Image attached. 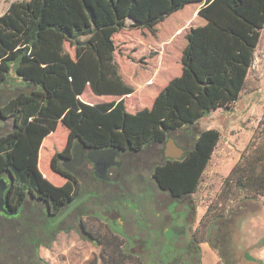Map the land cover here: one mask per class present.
Instances as JSON below:
<instances>
[{"label":"trees","instance_id":"obj_1","mask_svg":"<svg viewBox=\"0 0 264 264\" xmlns=\"http://www.w3.org/2000/svg\"><path fill=\"white\" fill-rule=\"evenodd\" d=\"M202 3L198 15L204 26L192 27L185 35L182 50V73L166 84L152 108L132 115L123 99L86 104L79 97L87 85L96 95L125 96L133 89L124 84L114 59V34L126 28L148 30L154 35L156 26L185 5ZM264 28V0H22L10 4L0 15V92L9 82L10 73L29 92H18L7 100L0 98V116L12 128L0 135V174L10 176L7 198L14 211L27 197L46 203L54 215L82 198L81 177L67 171L62 161L72 158V150L80 142L86 150L115 148L133 160L144 149L159 147L179 130L194 126L212 111L228 110L238 102L246 86L261 32ZM68 43L74 59L62 49ZM57 44L55 51L48 48ZM56 53V54H55ZM47 63L44 68L42 64ZM48 114L66 110L69 127L66 146L54 154L50 169L67 181L71 189L57 197L48 194L32 167H15L12 150L28 135L30 119L43 106ZM51 113V114H50ZM2 131V130H1ZM0 131V133H1ZM220 133L216 129L198 132L193 148L179 160H167L154 166L152 179L156 187L172 198L193 194L216 150ZM260 164V165H258ZM125 170L113 173L110 190L122 192ZM93 179V172L91 173ZM99 181V180H97ZM105 182V181H104ZM40 185V184H39ZM225 196L235 202L254 201L264 197V151L256 148L242 154L222 185ZM49 190V189H48ZM65 191L61 188L60 191ZM55 192V193H56ZM224 215L212 218L205 240ZM100 246L114 247L120 257L141 260L124 251V240L107 232L98 239ZM197 250V251H198Z\"/></svg>","mask_w":264,"mask_h":264},{"label":"rangeland","instance_id":"obj_2","mask_svg":"<svg viewBox=\"0 0 264 264\" xmlns=\"http://www.w3.org/2000/svg\"><path fill=\"white\" fill-rule=\"evenodd\" d=\"M15 1L22 0H0V15L4 14L10 4ZM165 23L160 27V30L164 32ZM160 30L158 29V31ZM183 34H178L173 40L172 37L170 39L173 46L170 50L173 64L172 77L179 75L183 67L181 63V52L184 49ZM113 39L116 44V62L119 64L133 62L135 64L120 69V74L125 83L133 86H136L134 78L139 80L143 76L150 77V74L154 73L153 70L158 66L160 57L163 52H166V48L164 50L162 39L158 37V34L153 38L148 30L126 28L119 34H115ZM56 46L57 44L50 46L48 49L54 52ZM62 49L74 56V50L68 43H65V47ZM42 63L41 61L40 64ZM169 74L171 73L167 70L162 73L167 77L170 76ZM8 82L0 92V98L3 100H7L15 94L17 95L18 90L21 92L30 91L31 87L26 88L24 83L17 84L15 82L13 73H10ZM157 85L160 86V84ZM136 92L138 93L139 106H149L145 101H140L145 94V88L137 89ZM87 95H90L89 90H86V95L82 96V99L86 100ZM105 98H101V102L109 101ZM93 100L99 102L98 99ZM127 103L129 105V102ZM50 116L54 117L56 122L55 124L53 122V125L50 121L47 124L44 122L38 126L31 124L27 142L32 143L35 136L45 138L42 141L40 155H35L31 159L30 147H25L23 154L25 160L22 159L20 164L23 165L30 159L31 162L29 161L25 166L30 167L31 165L37 174L40 184H36L37 189L40 186L47 187L45 190L52 195L51 190L54 191L53 188L64 185L66 181L63 177L51 171L49 163H51L54 154L60 152L66 146L70 129L65 124V117L62 122L63 116L60 113L53 116L51 114ZM11 128L12 124L8 121L0 135L9 132ZM209 129H216L221 135L209 165L203 173L201 183L197 190L191 194V200L189 199L194 208V218L190 228L195 230L196 240H205L212 218L220 213L224 217L212 229L207 242L209 246L207 251L200 248L198 250L195 245H190L192 262L193 264H264V197L254 201L235 202L236 189H232L230 198L225 196L222 187L225 178L230 170L236 166L242 154H250L256 148L264 151V28L261 32L257 50L254 53L252 67L247 74L246 86H244L240 101L234 105L232 104L228 110L213 111L198 121L196 125L189 129H181L173 134L172 138H175L180 146L188 149L194 144L198 132ZM186 134L190 135L188 142L182 140ZM159 149L155 146L150 153H147V151L143 153L147 160L144 162L142 171H138V176L142 180L136 185V190L132 189L130 191V195H132L130 199L126 197L128 183H124L123 192L126 193L121 202L125 203L126 201L127 203L121 208L115 206L114 199H107L109 198V191H111L109 184H107L109 180L104 182L93 179L90 167L86 169L88 170L86 172L87 178L82 179L83 170L79 167L82 193H94V198L88 199L83 205L89 206L95 203L98 213L109 210L112 216L107 217L106 220H115L122 227L123 234L129 237L140 233L145 245L141 246L140 242L136 241L134 249L128 252L134 255L140 254L147 264H182L183 256L180 255V245H178V249L173 250L172 254L167 252L169 249L165 245H162L160 250L159 247L155 248L151 238L154 233L161 231L162 228L157 229L156 224H153L152 227L145 222L159 213L156 206L150 202V199H147L150 190L154 191L160 198L165 199L166 202L170 200L168 194L158 190L152 179L154 166L164 161L159 155H156V151L159 152ZM28 154H30L29 157ZM144 157L140 158V161H143ZM12 160L15 167L21 169L18 166L19 164L17 165L20 161L16 162L14 157H12ZM0 161L4 162L3 158H0ZM126 161L129 162V160ZM61 188L62 186L58 192L54 191L55 196L61 197L62 194H66V191H60ZM141 193L143 195H140ZM158 201L161 202L160 204H164L161 199L155 202ZM128 202L130 205H127ZM80 211L79 206L71 214L69 213L70 216L63 222L52 227L44 221L45 206L27 197L21 216L18 219H4L0 216V264L137 263L133 258L118 256L111 245L112 243L108 247L103 245L97 247L92 240L87 239L82 234L79 223L75 221V217L79 216ZM86 224L91 230L97 231L98 226L95 222L88 223L86 221ZM144 226L151 227V229L143 228ZM115 230L119 231L120 229ZM99 238L97 233L93 234L92 239L98 240ZM188 240L189 236L187 235L186 238L179 241L186 242ZM166 252L167 255L164 254ZM160 254L164 256L163 259L159 257Z\"/></svg>","mask_w":264,"mask_h":264},{"label":"flooded vegetation","instance_id":"obj_3","mask_svg":"<svg viewBox=\"0 0 264 264\" xmlns=\"http://www.w3.org/2000/svg\"><path fill=\"white\" fill-rule=\"evenodd\" d=\"M173 137V134H172ZM175 143L179 146L177 140L174 138ZM181 147V146H180ZM63 149V148H62ZM148 147L146 149H144L143 153H150L148 151ZM185 150V149H184ZM88 152V151H87ZM87 152L84 153L83 157H82V164H79V166L75 167L73 169V171H76L78 174L79 173V167L82 168V179L83 178H87V167L91 168V171L93 172V163H91L88 159H87ZM163 152V150H162ZM162 152L156 154L159 155L162 159H163V155ZM139 156H137L134 160L127 159L126 154L123 153H119V155L116 157V161L120 162L121 165L120 167H111L108 169V177H109V181L113 180V173L114 175L116 174V171L121 169V170H125L123 175H121L120 179L125 178V182L124 183H128L127 184V193L126 194L128 197V199H130L132 197V195H130V191L132 189L136 190V185H138V183L141 182L142 179H140V177L138 176V171H142L143 166H144V162L145 160H147V157H144V154H139ZM144 157L142 160L140 161L142 158ZM126 160H129V162H127ZM136 160V161H135ZM132 161V162H131ZM135 161V162H133ZM81 176V175H80ZM4 178L5 181L7 182V184H9V186H11V182H10V176L8 174H0V179ZM160 190V189H158ZM161 192H164L162 190H160ZM125 193L126 192H114L113 190L109 191V198H107L108 200L114 199L115 201V206H118L119 208L123 207L124 205H126V201L125 203L121 202L122 199L125 198ZM165 193V192H164ZM167 194V193H166ZM88 195L87 198H85V200L79 204L77 207H75L70 214L75 211V209L79 208L80 206V214L79 216L75 217V221L79 223V227L82 230V234H84L86 236L87 239L92 240V242L95 243V246L100 247L99 241L92 239L93 234L97 233V235L99 237H106L107 232L109 231H115V233L119 234L122 239L124 240V251L128 254H132L130 251L131 249H134L135 246V242L139 241L141 246L145 245V242L142 241L141 239V234L137 233V234H133L132 236H127L125 234H123V230L121 229L122 227H120V225L113 219L111 220H106L107 217L112 216L111 213L108 211H101L98 213V210L96 209L97 207H95V203H93L92 205H83L86 203V201L90 198H94V193L93 192H86L85 194H83V196ZM140 195H143L142 193ZM82 196V197H83ZM124 196V197H123ZM190 196L191 195H187L185 197L182 198H172L170 197V200L166 202L165 199L160 198L157 194L154 193V191H149V195L147 199H150V202H152L155 206H156V210L159 212L156 214L155 217H151V219H145L146 224H150L152 227L154 226L153 224H156V228L161 229V231H157L156 233H154L153 237L151 238L152 242H153V246L155 248L160 247L162 245H165L168 247V253H173V250L178 249V245H180L181 247V251H180V255L183 256V261L181 262L182 264H193L192 262V256H191V250H190V245L194 246L195 244L193 243L194 241V234H195V230L190 228L192 219L194 218V208L193 206L190 204ZM161 199V201L164 204H160L161 202H155L156 200ZM190 199V200H189ZM37 201V200H36ZM25 202L26 200H24L23 204L21 205V207H19L17 210H12L13 215H3L2 213H0V216H2L4 219H11L15 220L18 219L21 216V213L23 211V207L25 206ZM38 203H42L45 206V213L44 214V221L47 222L48 224L53 226H57L60 222H63L67 217L70 216V214H68L65 218H61L60 220H58L59 216L61 215H54L52 213V211L49 209V207L46 205V203L43 202H39ZM74 203V202H73ZM72 203V204H73ZM71 204V205H72ZM8 205L9 204V200H8ZM69 205L68 207L65 208V211L71 206ZM127 205H130V203L128 202ZM111 210V209H110ZM113 211V210H112ZM104 212H106L104 214ZM65 213V212H64ZM63 213V214H64ZM114 213V211H113ZM86 221L88 223L91 222H95L96 225L98 226L97 231L96 230H91L90 228L87 227ZM174 226H178L179 228H185L186 229V234H182V230H179L180 234H175L171 231V228ZM147 227V229H151V227L148 226H144L143 228ZM142 228V229H143ZM115 229H120L119 231L115 230ZM144 230V229H143ZM142 233V232H141ZM187 235L189 236V240L186 242H180L179 240L184 239L187 237ZM158 250V252H159ZM162 251V250H161ZM167 252L164 253L165 255H167ZM134 255V254H132ZM135 257L139 258L141 260L142 264H147V262H145V260L142 258V256L140 254L138 255H134ZM160 258L162 257V259L164 258V256L162 254H160L159 256Z\"/></svg>","mask_w":264,"mask_h":264},{"label":"crops","instance_id":"obj_4","mask_svg":"<svg viewBox=\"0 0 264 264\" xmlns=\"http://www.w3.org/2000/svg\"><path fill=\"white\" fill-rule=\"evenodd\" d=\"M201 6H202V3H192V4H189L187 6L185 5L181 10L175 12L170 17L169 16L166 17L161 23H159L156 26V28H155L156 33H154V35H152V33H151V35L153 36V38H155V35L158 34V37H160V39H162L163 48H164V50L166 48V50H165L166 52H163L162 56L159 59L158 66L153 70L154 73L152 75L150 74V77H148V76L144 77L143 76L139 80L134 78V81H135L134 83L136 84V86L129 85V84L125 83V81L123 80V78H122V76L120 74V69H121V67H124V66H127V65L130 66L131 64L133 65L134 63L131 62L130 64H127V63H123V64L120 63L119 64V63L116 62L117 63V68H118V74L121 77V79L124 81L123 83L128 85V86H130L133 89V92L131 94H128V95H125V96H121V97L108 96V95L100 96V95L94 94L91 91L89 85H87V87L85 89V92H84V94H82V96L84 97L86 95V90L90 91V95H87L86 100H83L82 96H81V97H79L80 100L83 101V103H86V104H96L94 102L106 103V102H101V100H100L101 98H104V97H106L105 99H109L108 102H111V101H116L117 102V101L123 99L127 112L131 113L132 115L136 114L138 111H140L142 109H145V108H148L150 110L152 108L153 104H154V101L156 100V98L158 97L160 92L163 90V88L166 86V84L170 83L174 78L180 76L181 73H182V68H181L180 74L175 76V77H172L173 76L172 75L173 74V71H172L173 64L171 62V57H170V52H171L170 50L173 47L172 46V40L178 34L180 35V34L184 33L183 35H184V48H185L186 44H187V41L185 39V35L188 33L189 29L192 28V27L204 26L205 25V21L198 15V11L201 8ZM165 22H167V23H165ZM164 23L166 24V25H164V26H166L165 32L160 30L161 25L164 24ZM158 29L160 31H158ZM171 37H172V40H170ZM64 47H65V43L63 44L62 48H64ZM64 51L67 52L65 49H64ZM67 54L70 55L68 52H67ZM166 55H168V56H166ZM70 57L72 59H74V56L70 55ZM181 57H182V52H181ZM114 59H115V52H114ZM115 61H116V59H115ZM46 64L47 63H42V65H41L42 68H44ZM165 70H167L168 72L170 71V73H171V74H169L170 76L167 77L166 75H162L163 71H165ZM141 80H142V82H140ZM15 82L17 84L18 83L21 84L20 80L15 79ZM157 84H160V86L157 85ZM143 87L145 88V94L143 95V99H140V101H145L147 103V105H149L147 107L139 106V102L137 101L138 93L136 92V90L140 89V88H143ZM26 88H29V87L26 86ZM18 92H20V91L18 90ZM128 98H129V100H127ZM93 99H98L99 102L98 101H94ZM92 100H93V102H92ZM239 101H240V99L238 100V102ZM127 102H129V105H128ZM49 107H51V106H49V105L43 106L41 112L35 118H33V119L31 118L30 119L28 135L25 138H23L17 144V146H15V148H13L11 154H12V157H14L16 162L20 161L19 163H17V165L19 164L18 165L19 167H26L25 164L28 163L29 161L31 162L30 159L29 160L26 159V160H28V161H26V163H24L23 165L20 164L22 159L25 160L24 155H23L25 147H30L31 159L35 155H40L39 153H40L42 141L45 138L43 139V138H40V136H35L33 141H32V143L31 142H27V140L29 138V134H30V129H31V124L32 123L37 125V126L40 125V124H43L44 122H46V124H47L49 121L52 123V125H53V122H54V124L56 123L54 121V117H51L48 114L49 113L48 112ZM55 112L57 114L60 113L63 116L62 117V122H63V118L67 114L66 110H62V111L58 110V111H55ZM189 138H190V135L186 134L185 137L182 138V140L188 142ZM179 147H180V144H179ZM44 148H46V147L44 146ZM181 148H182V150L185 149L184 150V153H185V151L191 150L193 148V145L191 146V148H188V149L185 148V147H182V146H181ZM29 156H30V154H28V157ZM61 186H62L63 189H65V191H69L71 189V186H70V184L67 181L65 182L64 185L63 184L60 185V187ZM199 248L204 250V251H207V248H209V246L207 245V242H202V243L199 244Z\"/></svg>","mask_w":264,"mask_h":264},{"label":"water","instance_id":"obj_5","mask_svg":"<svg viewBox=\"0 0 264 264\" xmlns=\"http://www.w3.org/2000/svg\"><path fill=\"white\" fill-rule=\"evenodd\" d=\"M7 120L0 116V131L3 130L7 125ZM88 151V152H87ZM87 152V159L93 163V175L99 181H108V169L111 167H120L121 163L116 161V157L119 155L120 151L115 148L103 149V150H86L84 146L78 142L72 150V158L68 161H62V166L67 171H73V169L79 164H82V157L84 153ZM164 161L167 160H179L184 157V150L179 147L172 137H168L167 141L164 143V150L162 152ZM10 186L7 184L4 178L0 179V213L3 215H13V212L8 205L7 195L9 193ZM88 195L77 199L64 214H61L58 218L63 219L67 214H69L75 207L81 204ZM183 229L182 234L186 233L185 228H179L174 226L171 231L175 234H180L179 230Z\"/></svg>","mask_w":264,"mask_h":264}]
</instances>
